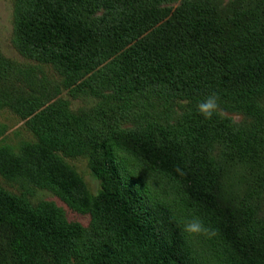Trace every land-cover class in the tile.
I'll return each mask as SVG.
<instances>
[{"label":"trees","instance_id":"obj_1","mask_svg":"<svg viewBox=\"0 0 264 264\" xmlns=\"http://www.w3.org/2000/svg\"><path fill=\"white\" fill-rule=\"evenodd\" d=\"M216 1L14 0L13 36L26 57L53 65L70 84L82 81L92 94H152L158 104L167 100V111L178 108L173 125L140 124L123 144L171 180L225 236L231 230L228 207L215 174L188 166L180 145L203 151L213 137L235 147L238 124L217 111L204 119L196 106L215 93L218 102L249 110L264 94V0H236L225 13ZM176 99L188 103L177 107ZM52 110L41 111L40 120ZM110 112L121 117L126 109ZM68 127L62 119L49 120L29 156L43 181L73 210L87 212L90 222L68 221L53 201L34 208L0 191V264H190L177 231L165 221L159 227L124 181L108 139L77 143ZM58 150L88 153L100 182L95 196Z\"/></svg>","mask_w":264,"mask_h":264},{"label":"rangeland","instance_id":"obj_2","mask_svg":"<svg viewBox=\"0 0 264 264\" xmlns=\"http://www.w3.org/2000/svg\"><path fill=\"white\" fill-rule=\"evenodd\" d=\"M235 1L217 0L216 4L225 13ZM13 10L14 0H0V191L34 208L43 201H53L63 209L68 221L89 224L90 215L73 210L49 182L43 181L29 156L31 146L37 144L49 120L62 119L68 128L74 129L77 143L108 139L124 181L136 189L159 227L165 221L166 226L177 231L188 263H264V94L249 110L218 102V114L238 124V141L231 143L235 147L213 137L203 151L180 145L188 166L200 165L215 174L218 195L228 207L231 226L224 236L192 208L171 180L141 161L129 144H123L129 135L134 138L140 124L164 128L173 125L179 117L175 112L178 108L167 111L164 108L170 104L163 103L167 100L162 98L158 104L152 94L128 98L107 89L92 94L80 84L82 81L66 82L53 65L26 57L16 47ZM254 57L251 55L249 61ZM187 103L185 99H176L173 105L184 107ZM47 108L54 110L46 120H40V112ZM123 108L126 112L121 117L110 112ZM30 111L34 113L29 116ZM66 112L70 118L63 116ZM55 153L78 175L86 191L95 196L100 182L92 175L88 153ZM194 217L200 219L204 231L184 230V224Z\"/></svg>","mask_w":264,"mask_h":264},{"label":"clouds","instance_id":"obj_3","mask_svg":"<svg viewBox=\"0 0 264 264\" xmlns=\"http://www.w3.org/2000/svg\"><path fill=\"white\" fill-rule=\"evenodd\" d=\"M217 107L218 97L215 93H213L203 100L198 101L196 110L204 119H209L213 116ZM184 230L188 233H199L205 229L200 219L194 217L184 224Z\"/></svg>","mask_w":264,"mask_h":264}]
</instances>
